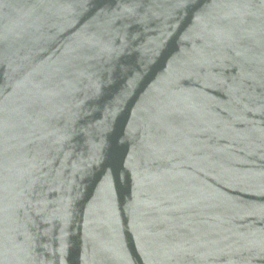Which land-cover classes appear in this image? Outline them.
<instances>
[{
	"label": "water",
	"instance_id": "water-1",
	"mask_svg": "<svg viewBox=\"0 0 264 264\" xmlns=\"http://www.w3.org/2000/svg\"><path fill=\"white\" fill-rule=\"evenodd\" d=\"M0 264H264V0H0Z\"/></svg>",
	"mask_w": 264,
	"mask_h": 264
}]
</instances>
